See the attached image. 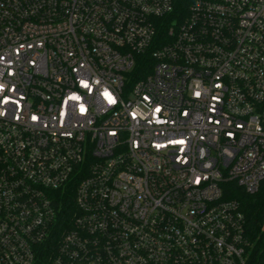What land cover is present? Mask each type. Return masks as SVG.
Masks as SVG:
<instances>
[{
  "label": "built area",
  "instance_id": "2783aa9c",
  "mask_svg": "<svg viewBox=\"0 0 264 264\" xmlns=\"http://www.w3.org/2000/svg\"><path fill=\"white\" fill-rule=\"evenodd\" d=\"M263 179L264 0H0V264H262Z\"/></svg>",
  "mask_w": 264,
  "mask_h": 264
},
{
  "label": "trees",
  "instance_id": "16d2710c",
  "mask_svg": "<svg viewBox=\"0 0 264 264\" xmlns=\"http://www.w3.org/2000/svg\"><path fill=\"white\" fill-rule=\"evenodd\" d=\"M184 0H182L183 2ZM146 61H150L149 56L143 55L139 58V64L142 65ZM139 68V67H138ZM141 73L135 70L133 78L137 79ZM223 198L235 199L239 203V208L244 216L245 231L249 238H258L262 240L264 237V179L260 182L256 192L252 194L245 193L233 181L226 182L222 185ZM65 222L62 224L64 225ZM263 263V261H258Z\"/></svg>",
  "mask_w": 264,
  "mask_h": 264
}]
</instances>
